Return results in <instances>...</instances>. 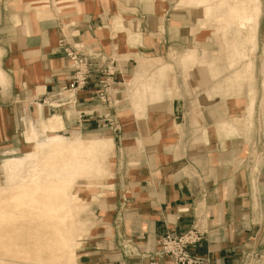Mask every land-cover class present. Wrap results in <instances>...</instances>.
Here are the masks:
<instances>
[{
    "label": "crops",
    "instance_id": "1",
    "mask_svg": "<svg viewBox=\"0 0 264 264\" xmlns=\"http://www.w3.org/2000/svg\"><path fill=\"white\" fill-rule=\"evenodd\" d=\"M195 4L0 0V74L9 81L6 87L0 82V148L20 146L26 117L53 113L62 117L64 131L106 129L115 143L112 170L109 146L93 176L106 187L90 195L105 223L99 228L85 219L88 235L99 230L82 241L80 233L74 264H149L159 260L155 253L166 233L194 223L208 232L190 252L210 264H242L247 253L264 254V0L257 24L252 8L241 14L250 19L244 27L227 13L223 30L210 20V0ZM223 5L228 12L245 10L244 4ZM212 32L222 34L228 52L214 48ZM63 37L118 60L113 98L122 102L112 115L118 130L102 126L103 112L94 110L87 92L67 111L38 102L71 73L59 47ZM12 251L0 247V264H26Z\"/></svg>",
    "mask_w": 264,
    "mask_h": 264
},
{
    "label": "bare ground",
    "instance_id": "2",
    "mask_svg": "<svg viewBox=\"0 0 264 264\" xmlns=\"http://www.w3.org/2000/svg\"><path fill=\"white\" fill-rule=\"evenodd\" d=\"M254 1L259 10V0ZM246 4L247 0L243 7ZM42 6H39L40 10ZM41 13L39 11V15ZM237 13L235 8L231 9V17ZM36 120H32L25 135L30 149L24 159L18 158L20 164L28 160L26 176L20 178L18 173V181L8 189L0 190V234L7 237L3 239L0 235V247L8 246L13 250V258H21L26 264L43 262V252L46 253V264H71L72 245L66 239L63 225L75 199V189L89 177V159L83 152H91L94 161L99 163L101 157L105 158V147L90 150V147L86 148V140L80 137L49 135L45 128L62 126L56 115L48 118L45 124ZM39 123L42 124L40 128ZM102 173L107 178L106 168ZM20 243L27 248H20Z\"/></svg>",
    "mask_w": 264,
    "mask_h": 264
},
{
    "label": "rangeland",
    "instance_id": "3",
    "mask_svg": "<svg viewBox=\"0 0 264 264\" xmlns=\"http://www.w3.org/2000/svg\"><path fill=\"white\" fill-rule=\"evenodd\" d=\"M172 1L177 2L178 0H172ZM181 1L184 2V0H179V2H181ZM187 1L189 3L195 2L196 3L195 7H197L200 4V3L199 4H197V3L202 2L203 0H187ZM245 2H246V0H210V3L212 5L211 12H210V20H212V22H214L213 23L214 27L216 26L217 29L223 30L224 28H222V27H225V26H222V25L224 24V20L226 22V19L228 18L227 13L230 14V12H231V11L228 12V10H224L225 6L223 4H227V5L229 4L231 6L233 4H244ZM60 4H62V2H60ZM33 5H34V2H33ZM255 6H256V3L254 0H247V4L244 6V9H245L244 12L238 11V13L235 14L236 16L234 15L232 17L230 14L229 19L239 20L238 24H241V26L244 27L245 21H250V19L246 18L244 16H241V14L249 13V12H251L250 10L252 8H254V22H255L254 25H255L258 23L259 16L261 13V7H259V10H256ZM178 7H181V6H178ZM187 7H189V6H187ZM190 7H193V6L191 5ZM40 12H42L41 14L43 15L44 11L40 10ZM197 13H199V14H196V15H200V16L202 14V12H197ZM222 17H223V19L220 21V18H222ZM233 21H230V22H233ZM116 23H118V22H115V24ZM115 28H116V32L118 31V29L121 30L120 28H117V27H115ZM116 32H115V34H116ZM129 33H131V32H129ZM212 35H214V38L216 37V42L214 44L215 45L214 48H216L218 50H220V48H222L223 50H226L228 52V50L230 48H228V50H227L223 41H221L220 35H222V34L221 33H215L214 34V32H212ZM228 38H230L229 35H228ZM241 38H243V37L241 36ZM254 41H255V37H254ZM256 48H257V41H255V43H254V52L256 51ZM88 50L93 51L95 49L93 48V49H88ZM96 50H99V49H96ZM199 63L203 64L204 62L202 60H200L199 62H197V64H199ZM0 82H2L3 84L7 83V84L3 85L4 87L8 86L9 81H8V77L6 74H2V73L0 74ZM46 95H48V94H41L40 98L38 99V102H40L43 105V107L45 106V107H48L51 110L55 111L56 108L55 109L51 108L48 106V104H44L43 102H41L42 98H44ZM7 99H8V96L5 95L3 97V100H7ZM79 99H80V97H79ZM113 101H115V102H113ZM113 101L111 102L112 104H110L109 106L107 104H103V103L96 101V105H97L96 108L97 109H94V110L95 111L100 110L103 112L102 114L99 115V118H100L99 120L100 121L102 120V122H104V124L102 126H108L112 130H118L119 127H117V129H114L113 128L114 126L112 127L111 124L106 119V117L113 119L112 115H113L114 111L118 110L120 108L122 101L120 99H116V98H113ZM78 103H79V101H78ZM78 103H76V104H78ZM63 109H65L67 111L69 109V106H66ZM93 111L91 110L89 113H93ZM54 115H56V117L58 119H60L62 126L60 128H54V129L45 128L49 135H51V134L63 135L65 137L71 138V139L76 138V137H80L83 140H86V144H87L86 148L90 147V150H91V148H94V147L98 148V146L105 147V148H108L110 146L108 151L110 154V166H111V170H112V164L114 162L115 143H114L113 138L110 137V135H106L108 133V132H106V129H104L102 132L96 131V132H99L98 134H88V132H82L83 134H81V132L79 134H74L75 132L64 131L63 130L64 123H63L62 117L59 114H54V113H53V115L48 116L47 118H43V116L37 115V117H38L37 120L39 122H43L45 124L47 119L53 117ZM32 120L33 119H30L28 117H26L24 119V121H26L25 130L20 131V133L18 134V136H19L18 140L22 137V138H24L23 139L24 141L20 142V146L16 150L6 149L5 147L0 148V190L8 189V187L13 185V182L18 181L17 180V174L18 173L21 174L20 178H23L26 176V172L29 169L28 168V162H27L28 160H24V163L20 164L18 162V158L24 159V157L26 156V152L30 149L29 142L27 141L25 135L27 134V127L31 124ZM115 122L118 123V126H119V122H117V121H115ZM38 126L40 128L42 126V124L39 123ZM37 129H38V127H37ZM49 132H51V133H49ZM97 135L104 136V137H110L112 140V143H111V140L110 141H107V140L106 141H102V140L98 141V140L92 138V137L97 136ZM100 141H102V142H100ZM260 142L264 143V133L261 134ZM3 143L5 144V142H3ZM105 151H107V150L105 149ZM83 153H84V155H88V159L90 161V162L88 161V164H87L88 169H89V173H88L89 177L85 178L83 180L82 185L75 189V199L73 200V202L71 203V205L69 207V213H68V216L66 217V220L64 221V225H63L64 233L66 234V237H67L66 239L72 245L71 246L72 250L69 252V257L70 256L73 257V259L71 260V264H74V262H75V248L78 245L80 233L82 231L84 232L83 237L81 238V241L83 238H91L90 235L96 234L95 231L97 229H95L94 232H92L91 234L88 235L89 229H90V222L85 221V219L91 218L92 220L96 221L95 224L97 227L99 226V228L102 227V226H100L101 224L105 223L104 218L101 219V217H99L97 215V213L93 210V207L91 205V203H92L91 199L92 198H90V195L93 192H97V190L99 188H105L106 182L100 186H98L96 183L93 182L92 177L97 172V166H96L97 162L94 161V155L91 154V152L89 153L87 151V153L86 152H83ZM100 162H105V158L100 159ZM2 233H3V231H2ZM0 235L3 239H7V237L4 234L3 235L0 234ZM18 246L20 248H24V249L27 248V246L24 245L23 243L18 244ZM6 248L9 249L8 246H6ZM45 255H46V253L43 252L44 257H45ZM15 259H18L20 262L25 263L23 261V259H21V258H15ZM246 261L247 262H245V264H264V254H260V256H257L254 258L251 257V258L247 259ZM38 263L43 264V262H37L36 264H38ZM44 264H46V263H44Z\"/></svg>",
    "mask_w": 264,
    "mask_h": 264
},
{
    "label": "built area",
    "instance_id": "4",
    "mask_svg": "<svg viewBox=\"0 0 264 264\" xmlns=\"http://www.w3.org/2000/svg\"><path fill=\"white\" fill-rule=\"evenodd\" d=\"M59 46L66 53L72 70L59 90L46 95L41 102L54 109L70 107L71 103H78L81 93L87 92L89 100L108 106L112 104L113 91L120 83L116 78L117 73L121 72L118 60L96 49L87 51L84 44L70 42L66 37L59 40ZM106 119L117 129L118 123L111 118ZM207 232L208 230L198 223H194L182 233L168 232L161 238L155 255L159 260H167L168 264H210V258L190 252L191 247H197L205 240ZM257 256L260 254H245L242 264ZM159 260L154 258L149 264H160Z\"/></svg>",
    "mask_w": 264,
    "mask_h": 264
}]
</instances>
